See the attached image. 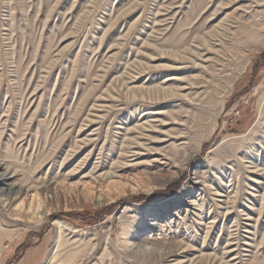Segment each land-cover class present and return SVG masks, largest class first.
Listing matches in <instances>:
<instances>
[{"label":"rangeland","instance_id":"rangeland-1","mask_svg":"<svg viewBox=\"0 0 264 264\" xmlns=\"http://www.w3.org/2000/svg\"><path fill=\"white\" fill-rule=\"evenodd\" d=\"M40 101L0 264H264V0H0L4 144Z\"/></svg>","mask_w":264,"mask_h":264},{"label":"bare ground","instance_id":"bare-ground-1","mask_svg":"<svg viewBox=\"0 0 264 264\" xmlns=\"http://www.w3.org/2000/svg\"><path fill=\"white\" fill-rule=\"evenodd\" d=\"M27 93L28 91H25V93L22 95L21 102H26V101L30 102V99H32V97L26 95ZM66 93H68V91H66ZM41 105L42 104L40 101L36 107V110H34L35 112L32 114L31 118L28 120V122H25V124L27 123L26 125L25 124L23 126L16 125L14 126L13 129H11L10 140L8 141L7 144H4L2 138L5 135V129H7L8 127L4 125L6 124L5 121L3 125H0V199L3 200L2 203L7 202L8 203L7 206L11 205L16 200L15 198H19L18 195H21L25 192L34 191L35 193H44V192H49L51 190V184H50L51 178L48 175H42L43 173L42 171L44 170V166L48 162V160L46 156H44L41 159L40 151L47 144H49V141L47 139L49 136L51 137V139H55L54 130L57 129L60 122L59 121L52 122L53 119L50 120L49 118H47L51 121L50 127L48 125H44L45 123L43 124L39 123L38 131L36 133H33V129L31 128V126L33 122L36 121L38 108ZM27 107L29 108L28 105ZM43 131H45V134L43 133ZM33 136H35L34 140H33ZM65 136L66 135H63V137ZM59 142H60V139H59ZM87 143H89V140L88 142L85 143V145H87ZM130 148L132 149V147ZM25 151L28 154L23 155ZM31 151H34V152L33 154L31 153L29 155ZM65 161L62 163V166L66 163ZM10 173H13V177L9 176ZM17 177H18V182H16L17 179H11V178H17ZM2 203H0V250H1L2 244L4 243L5 236L8 234V229L6 227L10 226L11 221H12L10 218L6 216L7 214L5 215L6 211L4 207L2 206ZM13 221H15L16 223L19 222L16 220H13ZM59 232H60V235L57 241V245H58L57 249L60 248L65 242V241L63 242V240L65 239L64 238L65 230L63 229V226H60ZM54 258H56L55 255L53 256V261H54Z\"/></svg>","mask_w":264,"mask_h":264}]
</instances>
